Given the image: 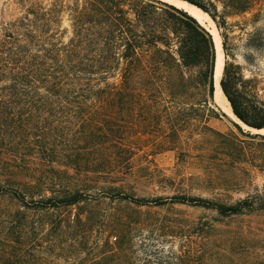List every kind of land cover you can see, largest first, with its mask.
<instances>
[{
    "label": "trees",
    "instance_id": "trees-1",
    "mask_svg": "<svg viewBox=\"0 0 264 264\" xmlns=\"http://www.w3.org/2000/svg\"><path fill=\"white\" fill-rule=\"evenodd\" d=\"M184 1L212 19L225 56L235 27L253 26L248 47H264V30L255 27L264 0ZM23 2L24 13L0 25V264H155L134 260L130 221L95 209L102 191L140 205L187 203L264 220V191L226 203L184 193L136 197L124 184L134 154L125 136L164 122L171 134L160 142L174 145L181 128L209 130L207 121L221 114L216 51L204 26L161 0ZM220 84L233 113L264 128L253 80L225 60ZM233 124L257 140L258 155H243L264 170V134ZM225 243L216 244L219 264H264V222Z\"/></svg>",
    "mask_w": 264,
    "mask_h": 264
},
{
    "label": "rangeland",
    "instance_id": "rangeland-1",
    "mask_svg": "<svg viewBox=\"0 0 264 264\" xmlns=\"http://www.w3.org/2000/svg\"><path fill=\"white\" fill-rule=\"evenodd\" d=\"M25 2L0 0V25L20 17L24 6L29 4L23 5ZM33 2L45 8L51 5V0ZM61 24L68 25L66 15ZM255 27L264 30V18ZM253 28L233 29L227 41L230 55L225 56L222 50L223 61L238 67L243 80L252 79L264 99V47L256 50L247 45ZM207 125L209 130L200 126L181 128L179 141L174 145L160 142L162 136L171 134L170 126L164 122L159 131L125 136V142L134 150L132 173L124 183L126 188L136 197L169 200L172 195L184 193L226 203L263 192L264 170L251 166L250 156L243 155L247 151L258 155L261 147L257 140L241 134L232 119L222 112L209 119ZM240 128L250 133L244 126ZM232 144L242 146L243 150L234 149ZM96 196L99 198L96 210L130 221L132 255L138 262L149 258L155 264H175L178 256L187 259L188 264H219L214 260L215 252L222 245L216 244L225 245V238L233 233L248 235L264 222L262 218L246 216L223 217L211 208L187 203L140 205L104 191Z\"/></svg>",
    "mask_w": 264,
    "mask_h": 264
},
{
    "label": "bare ground",
    "instance_id": "bare-ground-1",
    "mask_svg": "<svg viewBox=\"0 0 264 264\" xmlns=\"http://www.w3.org/2000/svg\"><path fill=\"white\" fill-rule=\"evenodd\" d=\"M169 2L170 4L184 10L187 12L189 15L194 17L202 26H204L208 32L211 34L213 42H214V47L216 51V72H215V83H214V101L215 103L229 116L232 115L231 108L229 105V102L223 95L221 88L219 86V80L221 76V70L223 66V53H222V47H221V37L219 35V32L212 21V19L194 6L193 4H189L183 0H165ZM244 126V125H243ZM260 132H264V128L260 129Z\"/></svg>",
    "mask_w": 264,
    "mask_h": 264
},
{
    "label": "water",
    "instance_id": "water-1",
    "mask_svg": "<svg viewBox=\"0 0 264 264\" xmlns=\"http://www.w3.org/2000/svg\"><path fill=\"white\" fill-rule=\"evenodd\" d=\"M161 1H164V2H166V3H168V4H170L169 2H167V1H165V0H161ZM184 1V0H183ZM185 2H187V1H185ZM188 3V2H187ZM190 4V3H189ZM172 5V4H171ZM174 6V5H173ZM195 6V5H194ZM176 7V6H175ZM178 8V7H177ZM198 8V7H197ZM201 10V9H200ZM207 14V13H206ZM221 47H222V45H221ZM223 67H224V61H223V66H222V70H221V76H220V80H221V78H222V75H223ZM215 72H216V62H215V64H214V83H215ZM220 80H219V86H220V88H221V84H220ZM221 91H222V88H221ZM222 93H223V91H222ZM223 95H224V93H223ZM225 96V95H224ZM226 98V97H225ZM227 99V98H226ZM228 101V100H227ZM229 102V101H228ZM216 104V103H215ZM229 105H230V103H229ZM216 106L220 109V111L224 114V115H226V116H228V117H230V119H232V121L234 122V123H236L237 125H239V126H243L244 125V127L246 128V130L247 131H250V133H254V134H260V129H258V128H254V127H249V126H247L246 124H244L234 113H233V111H232V108H231V106H230V108H231V112H232V115L231 116H229L227 113H225L217 104H216ZM262 129V128H261ZM252 131H254V132H252Z\"/></svg>",
    "mask_w": 264,
    "mask_h": 264
}]
</instances>
